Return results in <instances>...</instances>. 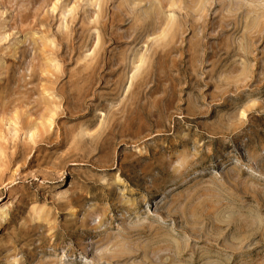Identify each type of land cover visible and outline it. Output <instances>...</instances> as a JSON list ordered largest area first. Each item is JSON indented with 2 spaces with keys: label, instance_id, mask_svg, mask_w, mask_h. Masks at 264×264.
<instances>
[{
  "label": "rangeland",
  "instance_id": "obj_1",
  "mask_svg": "<svg viewBox=\"0 0 264 264\" xmlns=\"http://www.w3.org/2000/svg\"><path fill=\"white\" fill-rule=\"evenodd\" d=\"M0 264H264V0H0Z\"/></svg>",
  "mask_w": 264,
  "mask_h": 264
},
{
  "label": "bare ground",
  "instance_id": "obj_2",
  "mask_svg": "<svg viewBox=\"0 0 264 264\" xmlns=\"http://www.w3.org/2000/svg\"><path fill=\"white\" fill-rule=\"evenodd\" d=\"M10 201L11 200H9V201H7V200H5V201H0V221H2L3 219V217H4V211L6 210V208H7V206L10 204Z\"/></svg>",
  "mask_w": 264,
  "mask_h": 264
}]
</instances>
